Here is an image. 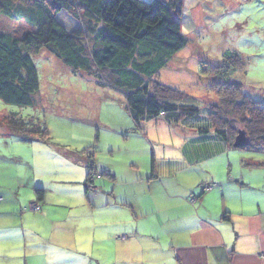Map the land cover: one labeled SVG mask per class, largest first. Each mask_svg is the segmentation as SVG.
Masks as SVG:
<instances>
[{"label": "crops", "instance_id": "1", "mask_svg": "<svg viewBox=\"0 0 264 264\" xmlns=\"http://www.w3.org/2000/svg\"><path fill=\"white\" fill-rule=\"evenodd\" d=\"M198 126L162 114L134 124L143 146L134 150L140 157L132 154L127 175L95 163L103 174L93 183L101 184L97 190L58 198L85 208L80 228L46 208L44 182H38L42 199L36 188V199L24 200L38 202L33 213L22 206L18 212L21 196L11 189L2 196L0 185V264H264V183L246 181L240 168L263 166L244 160L229 173L232 147ZM72 153L60 161L87 174L86 158ZM220 155L227 156L220 168L206 170Z\"/></svg>", "mask_w": 264, "mask_h": 264}, {"label": "rangeland", "instance_id": "2", "mask_svg": "<svg viewBox=\"0 0 264 264\" xmlns=\"http://www.w3.org/2000/svg\"><path fill=\"white\" fill-rule=\"evenodd\" d=\"M181 2V30L187 43L178 52L166 56V65L159 71L158 80L186 94L188 97L182 100L183 103L199 108V116L185 119V123L200 126L206 123L208 104L218 100L216 93L210 90V84L223 78L213 76L214 70L209 74L204 73L203 69L204 66L210 70L222 65L228 52L238 54L240 64L229 68L224 79L240 83L245 95L264 103V0ZM78 13L79 17H74L61 10L57 18L66 29L73 30L84 23L80 8ZM0 30L20 38L34 29L23 20L0 15ZM86 42L92 45L91 38H87ZM32 58L39 77V90L34 95L32 106L9 105L0 100V120L9 113L23 118L33 117L46 125L50 142L21 141L6 135L10 129L0 124V185L6 188L2 196L9 198L11 189L21 196L18 209L22 206V211L38 212L29 208L30 202L35 200H24L29 194L35 197L36 188H41L38 182H44L45 201L50 203L46 208L58 213L54 217H64L68 224L80 228L85 208L79 202L71 205L58 202V198L63 195L74 198L76 191H83L84 188L97 190L101 184L93 183L103 174H100L102 169H97L95 163L113 169L115 165L120 169V174L127 175L126 167L133 163L134 150L143 145L134 137V123L121 90L102 85L103 80L99 82L93 76L73 72L48 49L40 50ZM175 127L179 128L180 125ZM137 132L140 133V130ZM154 146L158 148V145ZM72 152H77L78 157L95 160L96 171L91 172L88 183L84 182L86 173L82 174L81 169L73 170L69 164L60 161L61 154L67 157ZM225 157H216L205 169L212 166L214 169L220 168ZM249 159L263 167H240L245 180L264 183V147H232L226 168L231 162L233 171L229 173H237V166ZM221 173L216 171L217 175ZM79 181L83 183L81 187ZM216 185L214 183V189ZM119 239H126V236H119Z\"/></svg>", "mask_w": 264, "mask_h": 264}, {"label": "trees", "instance_id": "3", "mask_svg": "<svg viewBox=\"0 0 264 264\" xmlns=\"http://www.w3.org/2000/svg\"><path fill=\"white\" fill-rule=\"evenodd\" d=\"M79 8L83 25L66 29L58 12L79 17ZM0 15L23 20L34 29L20 38L0 30V100L5 104L32 106L39 90L32 56L48 49L73 72L121 90L135 125L161 114L176 122L199 116L198 107L182 102L186 94L158 80L166 56L187 43L180 23L181 0H0ZM87 38L92 39L91 46ZM239 64V55L228 52L222 65L210 70L204 66V73L214 70L213 76L223 79L210 84L218 100L208 104L206 123L198 131L212 130L232 147L242 129L249 136L248 146L260 149L264 147V103L245 95L240 83L224 79L228 69ZM0 124L22 141L50 142L46 125L33 117L9 113ZM86 160L88 183L94 160ZM36 193L42 199L43 189Z\"/></svg>", "mask_w": 264, "mask_h": 264}, {"label": "water", "instance_id": "4", "mask_svg": "<svg viewBox=\"0 0 264 264\" xmlns=\"http://www.w3.org/2000/svg\"><path fill=\"white\" fill-rule=\"evenodd\" d=\"M249 144V136L242 129L237 131L236 136L234 137L232 147L234 148H244Z\"/></svg>", "mask_w": 264, "mask_h": 264}, {"label": "built area", "instance_id": "5", "mask_svg": "<svg viewBox=\"0 0 264 264\" xmlns=\"http://www.w3.org/2000/svg\"><path fill=\"white\" fill-rule=\"evenodd\" d=\"M212 185H214V184L206 185V186L203 187V189H204V190H205V189H208V188H210ZM29 208H30L32 211H39L40 206H39L38 202H36V201H32V202H30V204H29ZM124 237H125V236H123V235L120 236V238H124Z\"/></svg>", "mask_w": 264, "mask_h": 264}]
</instances>
